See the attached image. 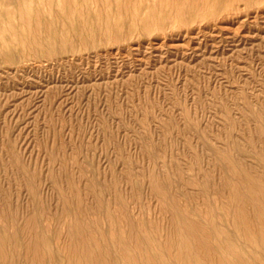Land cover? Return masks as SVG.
I'll list each match as a JSON object with an SVG mask.
<instances>
[{"label":"rangeland","instance_id":"374dc122","mask_svg":"<svg viewBox=\"0 0 264 264\" xmlns=\"http://www.w3.org/2000/svg\"><path fill=\"white\" fill-rule=\"evenodd\" d=\"M262 126L264 0H0V264H264Z\"/></svg>","mask_w":264,"mask_h":264},{"label":"bare ground","instance_id":"6f19581e","mask_svg":"<svg viewBox=\"0 0 264 264\" xmlns=\"http://www.w3.org/2000/svg\"><path fill=\"white\" fill-rule=\"evenodd\" d=\"M176 1H181V0H176ZM186 1V0H185ZM234 1V0H233ZM166 7V6H165ZM211 8V7H210ZM228 12H229V10H227ZM211 13V12H210ZM230 13V12H229ZM225 17V16H224ZM185 18V17H184ZM17 68V67H16ZM249 99V98H248ZM250 102V101H249ZM252 102V101H251ZM246 104H247V102H246ZM259 107V106H258ZM252 108V107H251ZM253 112V111H252ZM242 117V116H241ZM244 121V120H243ZM261 124V123H260ZM259 126V125H258ZM262 128H264L263 126H262ZM264 131V130H263ZM260 134H262V133H260ZM246 138V137H245ZM257 138V137H256ZM209 140V139H208ZM248 140V139H247ZM257 140V139H256ZM207 145V144H206ZM209 146H210V144H209ZM223 148V147H222ZM257 152H259V151H257ZM212 153V152H211ZM235 154V153H234ZM223 155V154H222ZM216 156V155H215ZM260 156V155H259ZM228 158V157H227ZM235 160V159H234ZM180 162V161H179ZM223 163V162H222ZM221 163V164H222ZM177 164V163H176ZM178 165V164H177ZM158 166V165H157ZM154 167H155V165H154ZM221 167H222V165H221ZM188 168V167H187ZM157 169V168H156ZM222 169H223V167H222ZM201 170H203V169H201ZM249 173V172H248ZM160 174V173H159ZM165 174V173H164ZM158 175V174H157ZM181 176V175H180ZM42 177V176H41ZM224 177V176H223ZM122 178V177H121ZM165 180V179H164ZM171 180V179H170ZM36 181V180H35ZM182 181V180H181ZM41 182V181H40ZM104 182V181H103ZM240 182V181H239ZM239 184V183H238ZM206 185V184H205ZM253 185V184H252ZM50 186V185H49ZM179 186H181V185H179ZM212 186V185H211ZM165 187H167V186H165ZM83 189V188H82ZM203 189V188H202ZM87 192V191H86ZM159 192V191H158ZM185 193V192H184ZM194 193V192H193ZM152 194V193H151ZM186 195V194H185ZM201 196V195H200ZM242 196V195H241ZM8 197V196H7ZM55 198V197H54ZM155 199V198H154ZM202 199V198H201ZM202 200H205V199H202ZM229 200V199H228ZM157 201V200H156ZM192 202V201H191ZM61 203V202H60ZM89 203V202H88ZM122 203V202H121ZM121 203H119V204H121ZM155 203V202H154ZM158 203V202H157ZM220 203V202H219ZM162 204V203H161ZM244 204V203H243ZM65 205H66V203H65ZM115 207V206H114ZM71 208V207H70ZM80 208V207H79ZM166 208V207H165ZM157 209V208H156ZM168 212V211H167ZM233 212V211H232ZM241 212V211H240ZM124 213V212H123ZM157 213V212H156ZM69 214V213H68ZM75 214V213H74ZM197 214H198V212H197ZM127 215V214H126ZM169 215V214H168ZM5 216V215H4ZM170 216V215H169ZM251 216V215H250ZM126 217V216H125ZM168 217V216H167ZM171 217V216H170ZM169 217V218H170ZM146 218V217H145ZM76 219V218H75ZM129 219V218H128ZM131 220H132V218H131ZM68 222V221H67ZM70 222V221H69ZM190 224V223H189ZM130 225V224H129ZM196 225V224H195ZM69 226V225H68ZM179 226V225H178ZM183 226V225H182ZM155 227V226H154ZM69 228V227H68ZM156 228V227H155ZM168 229V228H167ZM165 231V230H164ZM174 231V230H173ZM66 232V231H65ZM207 232V231H206ZM102 234V233H101ZM109 234V233H108ZM134 235V234H133ZM168 235V234H167ZM175 239V238H174ZM197 239V238H196ZM54 241V240H53ZM56 241V240H55ZM68 241V240H67ZM81 241V240H80ZM164 242V241H163ZM90 244V243H89ZM50 245V244H49ZM107 245V244H106ZM25 247V246H24ZM76 248V247H75ZM27 249V248H26ZM63 249V248H62ZM61 249V250H62ZM30 250V249H29ZM78 250V249H77ZM139 250H140V247H139ZM31 251V250H30ZM81 254V253H80ZM147 254V253H146ZM38 255H39V253H38ZM34 256V255H33ZM84 256V255H83ZM73 257V256H72ZM90 258V257H89ZM66 259V258H65ZM150 259V258H149ZM135 261V260H134Z\"/></svg>","mask_w":264,"mask_h":264}]
</instances>
